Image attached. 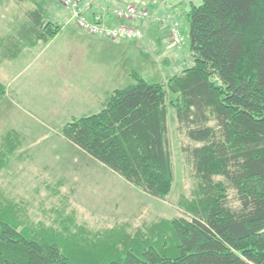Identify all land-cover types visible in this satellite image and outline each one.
I'll return each mask as SVG.
<instances>
[{
  "label": "trees",
  "instance_id": "16d2710c",
  "mask_svg": "<svg viewBox=\"0 0 264 264\" xmlns=\"http://www.w3.org/2000/svg\"><path fill=\"white\" fill-rule=\"evenodd\" d=\"M181 20L190 65L162 85L134 76L132 85L110 93L100 113L63 132L127 183L164 198L173 181L166 126L172 108L197 181L188 217L120 232L97 250L99 236L20 228L0 209V264H264V0H201ZM42 23L32 12L18 40L58 34ZM9 39L10 48L0 41V55L13 60L19 43ZM167 94L175 96L172 104Z\"/></svg>",
  "mask_w": 264,
  "mask_h": 264
},
{
  "label": "rangeland",
  "instance_id": "374dc122",
  "mask_svg": "<svg viewBox=\"0 0 264 264\" xmlns=\"http://www.w3.org/2000/svg\"><path fill=\"white\" fill-rule=\"evenodd\" d=\"M88 1L101 16L123 6ZM128 1L150 14L142 22H121L122 27L140 31L142 38L111 41L87 34L103 43L97 47L83 43L84 61L78 71L76 60L78 53L83 57V50L73 52L70 64L67 49L78 41L80 29L62 0H0L3 43L10 37L17 42L18 32L26 29L34 11L43 15L42 25L50 23L58 32L63 29L54 45L49 36L20 39L16 59L0 55V209L20 228L63 235L79 229L84 238L99 236H93L98 250L120 232L134 235L160 220L188 217L185 206L195 198L197 181L183 156L186 142L172 108L168 107L166 126L173 181L164 198L127 183L64 136L68 124L100 113L110 93L132 85L134 76L149 85H162L180 73L184 63L190 65L188 26L181 12L201 0ZM174 23L182 37L179 49L171 43ZM167 99L172 104L175 96L167 94Z\"/></svg>",
  "mask_w": 264,
  "mask_h": 264
},
{
  "label": "built area",
  "instance_id": "2783aa9c",
  "mask_svg": "<svg viewBox=\"0 0 264 264\" xmlns=\"http://www.w3.org/2000/svg\"><path fill=\"white\" fill-rule=\"evenodd\" d=\"M61 5L73 12V17L77 21V27L80 30L87 32L90 36L100 37L111 41H117L123 38L131 37L140 40L142 34L137 30H129L128 28L119 26L114 29L108 28L101 21L100 16H95L92 22H87L81 19L79 13L90 11V2L88 0H62ZM106 15V14H104ZM112 15L120 21L127 22H142L149 18L150 14L147 10L128 5L124 8H117L112 11ZM171 38L175 44L180 42V34L178 31V24L174 23L171 27Z\"/></svg>",
  "mask_w": 264,
  "mask_h": 264
},
{
  "label": "crops",
  "instance_id": "0c3cea01",
  "mask_svg": "<svg viewBox=\"0 0 264 264\" xmlns=\"http://www.w3.org/2000/svg\"><path fill=\"white\" fill-rule=\"evenodd\" d=\"M98 1V3H100V4H102V5H104V6H110V7H113V6H115L116 4L117 5H119V4H123V6H125L126 5V3L128 4H130V2L128 1V0H125V2H123V1H121V0H97ZM38 5H40V4H38ZM121 7H122V5H121ZM184 11H186V9H184ZM183 11V12H184ZM92 13H94V15H96V14H99L94 8H93V10H92V12L90 13V12H87V15H89V16H87V15H85L84 13H83V15L81 14V17L82 18H84L85 20H87L88 22H91V15L90 14H92ZM171 13V12H170ZM182 13V12H181ZM100 15V14H99ZM101 16V15H100ZM174 16H176L175 14H174ZM173 16V17H174ZM87 17H89V18H87ZM109 18V20L107 21V18H105L104 19V23L108 26V27H110V28H113V27H116V26H119L121 23L120 22H118L117 20H115L111 15L110 16H108ZM72 18H74L73 17V13H72ZM174 20V19H173ZM102 21H103V18H102ZM63 30V29H62ZM59 31L58 32V34L53 38V40H52V44L54 45L58 40H59V38H60V36H61V34L63 33V31ZM86 33V32H85ZM77 37L79 38L78 39V41L76 42V44H75V41L73 42V44H72V46H71V48H68L67 50H68V52H70V54H69V56H68V63H70L71 64V62L72 63H74V60L72 59L73 57H74V55H73V52H75V53H77L78 52V50L80 49V50H83V57H81L80 58V56H79V53H78V57H77V60H76V70H80V68H81V66L80 65H82V63H83V61H84V51H85V46H84V42L86 43V41H89L91 44H95L96 46L95 47H97L98 45H99V43H103V41H101V40H99V39H97V38H93V37H90V36H88L87 35V33L86 34H84L82 31L80 32V30L79 31H77ZM74 45V46H73ZM76 47V48H75ZM179 49V48H178ZM77 51V52H76ZM67 52V53H68ZM177 52V51H176ZM77 55V54H76ZM79 58V59H78ZM69 77H70V74H68L67 76H66V78L67 79H69ZM70 80V79H69ZM91 81V80H90ZM93 82H95V81H93ZM68 83V82H67ZM99 83V82H98ZM67 90H69L68 88H67Z\"/></svg>",
  "mask_w": 264,
  "mask_h": 264
},
{
  "label": "bare ground",
  "instance_id": "6f19581e",
  "mask_svg": "<svg viewBox=\"0 0 264 264\" xmlns=\"http://www.w3.org/2000/svg\"><path fill=\"white\" fill-rule=\"evenodd\" d=\"M92 10L93 9H90V11H88V12H92ZM84 12H81V13H79V16H80V18L81 19H84V18H82L81 17V14H83ZM91 15V21L93 20V18L95 17V16H100L99 14H96V15H94V13H92V14H90ZM101 17V21H102V16H100ZM76 20V19H75ZM85 20V19H84ZM87 21V20H86ZM118 22H122V21H120V20H117ZM88 22V21H87ZM124 22H127V21H124ZM127 23H129V22H127ZM77 24V23H76ZM119 26H121V24L119 25ZM119 26H116V27H119ZM115 27H113L112 29H114ZM129 30H132V29H129ZM83 31V30H82ZM85 32V31H84ZM87 33V32H86ZM88 34V33H87ZM179 38H180V42L178 43V44H175L174 43V41H173V39L171 40V43H172V45L173 46H175V47H179L180 45H181V42H182V38H181V36H179Z\"/></svg>",
  "mask_w": 264,
  "mask_h": 264
}]
</instances>
